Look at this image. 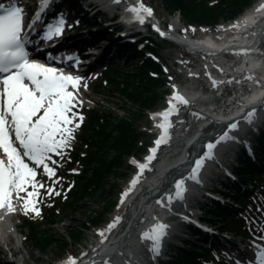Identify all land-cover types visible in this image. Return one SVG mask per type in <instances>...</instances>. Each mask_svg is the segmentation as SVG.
Returning <instances> with one entry per match:
<instances>
[{
	"label": "snow or ice",
	"instance_id": "1",
	"mask_svg": "<svg viewBox=\"0 0 264 264\" xmlns=\"http://www.w3.org/2000/svg\"><path fill=\"white\" fill-rule=\"evenodd\" d=\"M114 2L119 3L120 0ZM49 3L50 0H45L41 8H46ZM128 11L132 13L131 19L140 24L145 22L146 17L153 15V10L145 7L142 2L138 8H129ZM23 17L24 9L15 0L9 4L0 3V212L7 215L21 209L25 215L33 213L40 216L39 190L45 189V185L37 177L41 170L50 180L57 176L56 168L60 163L54 157L63 159L75 139L74 133L84 121L83 115L75 110L83 103L79 99V89L84 78L65 73L63 68L31 59L28 45L32 41L28 32L40 20L41 13L35 14V19L29 24L27 31ZM64 27L65 20L61 15L45 25L40 39L47 42L59 37ZM153 27L161 36L166 35L159 27ZM250 53L251 50H244L242 54ZM67 59L74 68H78L81 62L75 56ZM179 105L187 106L188 101L176 93L169 98V109L158 114L163 120L158 127L163 129L164 135L155 141V147L150 149V155L146 158L147 162L136 165L141 175L152 170L151 163L160 146L170 139V116L179 113ZM254 112L252 110L247 114V122L251 123ZM239 123L233 122L215 142L207 143L205 155L194 161L189 176L175 184L174 196L167 197L169 203L174 198L183 199L186 179L199 182L198 173L204 162L214 157L213 149L217 144L235 139L230 136V132L238 130ZM133 164L136 162L133 161ZM139 180L140 176H137L130 188ZM53 183H59V180H53ZM45 190L49 196L61 195L53 186ZM127 195L128 192L123 193L121 203ZM116 219L118 221L120 218ZM110 227H115V224ZM166 228L167 225L158 224L153 229L154 242L162 239ZM100 235L103 236L104 233ZM257 240L264 241V232ZM253 247L255 259L248 261V264H264V244L254 242ZM68 264H76V261L70 259Z\"/></svg>",
	"mask_w": 264,
	"mask_h": 264
},
{
	"label": "bare ground",
	"instance_id": "2",
	"mask_svg": "<svg viewBox=\"0 0 264 264\" xmlns=\"http://www.w3.org/2000/svg\"><path fill=\"white\" fill-rule=\"evenodd\" d=\"M100 1L112 11L123 8L121 1L119 3L114 2V0ZM77 3H79V1H77ZM139 3L141 2L133 4V7L138 8ZM263 13L264 0H257L256 3L249 8L246 20L234 23V26L239 25V27H232L233 31L236 33L228 35L229 40L226 41L227 44L225 48L231 50L239 49L241 52L256 48L259 50L260 48V53L262 58H264V46L257 47L256 45H252V41H257L258 38L247 30L248 26L257 21ZM150 18L152 19V17H146L143 24L149 22ZM174 22L176 28H179V22L177 20ZM172 36L175 37L176 34L172 33ZM262 41L263 39L261 42ZM177 42L179 47L185 49V52L189 51L191 54L196 55L197 51H199L197 47H194L190 43L181 40ZM227 61L228 63L232 62L229 59ZM212 63L213 62L209 63V65L213 68L211 70L213 73H216L219 68H224L229 73L231 72L230 74L228 73V75L226 74V76L219 75L217 77L218 81L213 80L211 83L212 86L216 84L219 85V87L221 86V88L226 87L225 83L230 79L228 80L230 85H232L230 88L235 89L237 91L236 95L239 96L244 93L243 91L245 89H249L252 86L258 89L260 83H262L259 82V80L264 77V64L260 61H253L248 58L243 67L240 66V63L239 68L232 67V65L226 62L214 61V64L211 65ZM251 69L256 70V72L262 69V74H260L258 79L244 80L246 76H249L252 71ZM233 75L235 77H233ZM81 90L83 91V86H80L79 94H81ZM220 92V89L213 91L212 87H204L201 88V90L189 93L175 91V94L179 93L186 100H189V102L187 106L182 105V107L179 108L178 114H172L170 116V123L172 125L169 129L170 139L160 146L152 161L151 171L153 172L145 171L142 175L139 173V182L131 188L132 182L128 185L126 191L128 195L124 198L123 203L118 207L116 215L104 230L107 236L113 234H115V236L103 245H99L94 251L96 255L92 259H87L83 264H148L152 257L160 253L165 238L168 237L169 233L172 231V225H167L166 234L163 235L158 243L154 242L153 229H155L158 224L165 225V211L172 212L177 207H180V205L184 208L182 205L185 204V198L182 200L174 198L173 201L169 203L167 197L174 196L173 193L176 190L175 184L177 181L186 178L192 172L193 163L196 161L198 152L202 149L201 156H204L207 143L215 142L214 140L207 139V136L213 131H218L221 128L218 121L225 117L221 118L216 115L220 112L227 113L229 109V107L225 105V102L223 104L221 99H218ZM258 93L261 94L262 91H256L254 94L257 96ZM79 98H82V96L79 95ZM165 111L167 110L156 114V116L159 117L157 129L159 128L158 125L163 123L162 118L158 114ZM232 115L233 114H231V116ZM263 119L264 110L252 116L251 123L245 120L241 125L242 127L239 126L238 130L230 132V136L235 139H229L226 142H221L216 145L213 149L214 157L204 162L203 167L199 170L200 177L206 178L213 170L215 162L220 159L230 147L239 142L242 134L253 130ZM160 131H162L164 135V131L161 127ZM183 145L184 150L181 152ZM180 153H182L181 159L179 156ZM156 165H158V167L154 168ZM195 183L196 182L185 180L186 191L183 193V196L192 194ZM0 216H3V219H0V241L5 244L8 237L12 236L14 232L21 234L20 227L15 223L18 210L14 214L7 215L0 212ZM117 217L120 218L118 221L116 219ZM145 220H153L147 226V229L142 227ZM112 224H115V227H110ZM149 233H151V235L148 236ZM155 244H157V247ZM150 248L152 251L153 249L157 250L152 254L150 253ZM254 259L255 257H250V260Z\"/></svg>",
	"mask_w": 264,
	"mask_h": 264
},
{
	"label": "rangeland",
	"instance_id": "3",
	"mask_svg": "<svg viewBox=\"0 0 264 264\" xmlns=\"http://www.w3.org/2000/svg\"><path fill=\"white\" fill-rule=\"evenodd\" d=\"M256 1L257 0H251V4L245 6L243 11L249 8V6L251 7L254 3H256ZM145 2L154 10L157 16L162 19L163 23L170 24L173 19L179 21L182 26L199 25L197 23L188 22L183 18L179 11L174 12L168 9L164 5L162 0H145ZM223 20L224 19L220 20V22ZM155 22L157 23V21ZM170 31H172V29ZM153 32H156L154 27ZM152 35H154V33H152ZM156 38L158 37L156 36ZM159 41L160 43H162L161 40ZM160 46L163 47V44H160ZM163 53L169 60V63L167 62L166 69L167 73L173 77L172 79L183 80L185 74L182 72L189 71L196 74V76L198 77L196 80L201 85H206V82L211 81L210 78L206 76V73H204V67L198 66L199 61L198 59H196L197 55L191 54L185 56L186 53L184 48H181V51L180 48L169 49L168 52L165 51ZM145 57V55H138L133 59H129L126 63H117L114 65L115 68H111L106 71L103 70L102 72L96 73L95 77L99 76L98 79H94L93 81H89L88 79V82L85 83L86 88L84 85L83 92L80 95L82 96V106H79L78 109H76V111H78L84 117L82 125L86 121H88V115L92 112L90 110L94 107L95 110L93 111L101 110L105 113H110L114 117H117L119 119L125 116L135 118V127L137 129V133H139L140 135L139 141L136 145L137 149L126 159L125 164L122 166V168H120L119 171H115L107 176L102 190L100 189L93 195L87 194L83 199H79L78 203L74 204V206H70L68 209H65L62 214L56 217V221L54 222L46 218L51 211L49 209L52 208H47L44 204L43 199L49 196L48 194L45 195V193L47 192L45 189L47 188V186L54 185L56 186V188H61L62 183L67 181V177L76 179V177H73V174L77 175L80 174V172H84L85 161H80V164L74 162L73 165L70 161V165L67 167V169L69 168L71 172V174H69L64 173L65 171H67L65 170L66 161L63 162L61 160H58L60 166L56 168V171L62 170V172L64 173L62 174L64 176V179L63 182L59 181V183L56 184H54L53 180H50L41 171L39 173V179L45 185V189L39 190L40 196L38 208L41 215L35 216L33 213L25 215L23 211L19 209L20 216L18 218H15V223L20 225L22 235L19 237L16 245H13L11 241H9L10 239H8V248L4 250L0 248V264H68L70 259H74L76 261V264L81 263L82 258L80 256H82L85 251L79 250L77 249V246L72 245V241L70 240L68 235L69 230H73L77 227L82 228L83 224H88L90 217H93L92 212H105L107 214L105 220L107 221V223L110 222L111 218L116 215L117 203H115V201L117 200V198H119L120 201L122 200L123 193L127 191L128 185L130 183L129 176L131 175L133 177L138 170L136 164H133V161L136 162V158L144 157V155L148 152V148L151 147L154 144V141L157 140L156 138L158 136H156L155 133L158 130L157 124L159 118H156L155 114L156 112H159L161 110L169 109V98L173 96V89H171L169 83L160 78H156V80H159L157 90L154 93L157 96L156 103L152 108L143 111L144 113H140L139 105L133 104L126 96H120L121 93H117L116 95L112 94L111 89L115 86H113V84L111 85L110 81L122 83L124 81V78L128 75L134 76L133 81L136 82L135 86H138L139 82L136 78L145 62ZM158 60L163 61V59L160 57L158 58ZM190 68H193L194 70L192 71L190 70ZM175 74H177L178 76L175 77ZM203 80L205 81V83L203 82ZM114 84L116 83L114 82ZM82 134H84L83 127H80L74 133L75 139L71 142L69 157H72V154H74L73 150L79 148V145L81 144L80 138L81 136H83ZM133 171L134 173H132ZM90 175L91 174H89L88 177H90ZM261 185L263 187L261 188V191L254 193L248 200L247 207L244 208L246 215L245 217H243V219L245 220V227H241L240 224L234 220H229L232 222L229 223L231 224L232 229L235 227H240L242 230L247 228L248 230H252L253 233H255L256 230H264V228H261L259 227L260 225H258L260 223V220L264 221V180ZM72 193L73 192H71V194ZM124 198L125 197H123V200ZM237 201L239 202L240 200L238 199ZM106 224L100 226L97 231L104 232ZM210 225L218 226L221 228L224 227V221L212 223ZM34 233L39 234L43 238L55 236V243H51L45 249L41 248V246H39V244H37L36 241L32 239ZM65 240H68V242L70 243L69 246H64ZM235 241L239 243L240 240L236 239ZM86 242H88L89 245H96L93 244L92 238L91 241L86 240ZM60 246L64 247L60 248ZM11 248H15L16 250H18V252L10 253L9 250ZM227 254L228 255H226L225 257H221L218 251H214L211 256H206V259L210 260L208 261V264H219L222 259L224 261L230 262L229 257H231L232 253L230 251H227ZM151 262L152 261H150V263Z\"/></svg>",
	"mask_w": 264,
	"mask_h": 264
},
{
	"label": "trees",
	"instance_id": "4",
	"mask_svg": "<svg viewBox=\"0 0 264 264\" xmlns=\"http://www.w3.org/2000/svg\"><path fill=\"white\" fill-rule=\"evenodd\" d=\"M162 2L168 9L174 12L179 11L188 22L202 25H213L222 19L234 18L243 12L245 6L251 4V0H162ZM153 41L156 43L155 40ZM150 72H153L156 77H152ZM133 77L132 75L126 76L122 83L110 81L111 85L115 86L114 88L111 87V92L115 95L121 93L120 96H126L133 104L139 105V112L141 113L152 108L156 103L157 96L154 93L159 81L156 78L167 82L169 80L166 79V74L161 66L148 59L147 56L136 78L139 82L138 86H135L136 82L133 81ZM135 121V118L126 116L119 119L101 110L92 111L88 115V121L83 125L84 134L80 138L81 144L74 151L71 159L72 165L74 162L80 164V161H85L84 172L73 175L76 179L71 178L72 181L70 180V182L74 183L73 186L65 188L66 198L63 194L58 201L53 199L47 203V206L52 208L49 209L51 211L47 215V219L52 222L56 221V217L62 214L65 209L78 203L79 199H83L87 194L93 195L100 189L102 190L107 176L122 168L126 159L137 149L136 145L140 135L137 133ZM249 168L260 177V173L252 165ZM89 174H91L90 177H88ZM256 187L259 188V184L256 183ZM71 192L73 193L71 194ZM241 199L244 202L247 197H241ZM216 209L220 210L226 217L224 229L238 236H246L236 227L231 228L232 226L229 224L231 221L229 220H231L232 215L218 207ZM92 213L93 217H90L88 224H83L82 228L77 227L69 230L68 235L72 245L78 247L82 241L86 240L93 228L105 222L107 217L105 212ZM234 221L238 222L237 220ZM32 239L44 249L51 243H55L56 240L55 236L43 238L37 233L33 234ZM64 243V246L70 245L68 240H65ZM64 246H60V248ZM199 258L198 255L179 251L177 260L173 264H201Z\"/></svg>",
	"mask_w": 264,
	"mask_h": 264
},
{
	"label": "water",
	"instance_id": "5",
	"mask_svg": "<svg viewBox=\"0 0 264 264\" xmlns=\"http://www.w3.org/2000/svg\"><path fill=\"white\" fill-rule=\"evenodd\" d=\"M258 27L260 28L261 36H264V17H263V19H261ZM260 104L264 105V98L262 99Z\"/></svg>",
	"mask_w": 264,
	"mask_h": 264
}]
</instances>
